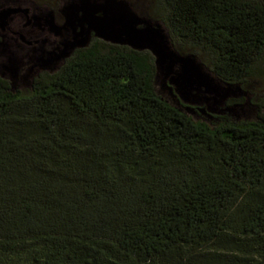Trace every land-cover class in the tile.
<instances>
[{"label":"trees","instance_id":"16d2710c","mask_svg":"<svg viewBox=\"0 0 264 264\" xmlns=\"http://www.w3.org/2000/svg\"><path fill=\"white\" fill-rule=\"evenodd\" d=\"M159 9L223 83L257 75L264 0ZM156 85L97 37L28 94L0 76V264H264V115L196 121Z\"/></svg>","mask_w":264,"mask_h":264},{"label":"rangeland","instance_id":"374dc122","mask_svg":"<svg viewBox=\"0 0 264 264\" xmlns=\"http://www.w3.org/2000/svg\"><path fill=\"white\" fill-rule=\"evenodd\" d=\"M162 0H0V76L28 94L93 37L156 59L158 93L196 121H259L264 58L246 85L223 83L205 53L179 42L162 18ZM185 106V107H183Z\"/></svg>","mask_w":264,"mask_h":264}]
</instances>
